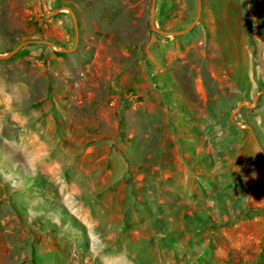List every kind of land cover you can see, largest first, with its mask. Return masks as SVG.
Wrapping results in <instances>:
<instances>
[{
    "label": "rangeland",
    "instance_id": "1",
    "mask_svg": "<svg viewBox=\"0 0 264 264\" xmlns=\"http://www.w3.org/2000/svg\"><path fill=\"white\" fill-rule=\"evenodd\" d=\"M0 0V264H264V0ZM197 0H157L187 27Z\"/></svg>",
    "mask_w": 264,
    "mask_h": 264
},
{
    "label": "water",
    "instance_id": "2",
    "mask_svg": "<svg viewBox=\"0 0 264 264\" xmlns=\"http://www.w3.org/2000/svg\"><path fill=\"white\" fill-rule=\"evenodd\" d=\"M156 3H157V0H152V3H151V8H150V11H151V18H150V26L152 28V30L158 32V33H161V34H173V35H182V34H185L187 32H189L195 25L196 23L198 22V20L200 19L201 17V12H202V0H197V14H196V17L195 19L185 28L183 29H179V30H172V31H169V30H165V29H162V28H159L157 25H156V19H155V16H156ZM247 4H248V9H249V12H250V15L254 21V24H255V29H254V37L261 40L258 36H257V31H258V22H257V18L255 16V13H254V10L252 8V0H247ZM60 9H67L70 14H71V17H72V20H73V23H74V27H75V42H74V45L73 47L71 48H68V47H65V46H62L58 43H55L51 40H48V39H27V40H23L21 42H19L9 53L5 54V55H2L0 54V59H8V58H11L12 56H14L15 54H17L25 45L27 44H30V43H37V44H47V45H51V46H58L61 48V50L63 52H72L74 51L78 44H79V39H80V27H79V21H78V17H77V14L76 12L73 10V8L69 7V6H63L61 8H58V9H54L52 11H47L46 14L47 16L49 15H54L56 14ZM262 41V40H261ZM263 42V41H262ZM264 91L258 93L256 96H255V99L252 101V102H247V101H243L241 102L240 104H238V106L235 108V110H233L231 112V115H230V119L231 121H233L235 124L237 125H240V126H245L247 127L248 129H251V126L248 125V124H242L240 122H237L234 120V115L237 113V111L247 105L249 107H253L255 106L256 104V101L257 99L261 96V94H263ZM255 138V141L259 147V150L262 152V154L264 155V149H263V146L261 145V143L259 142V140L257 139V137H254Z\"/></svg>",
    "mask_w": 264,
    "mask_h": 264
}]
</instances>
